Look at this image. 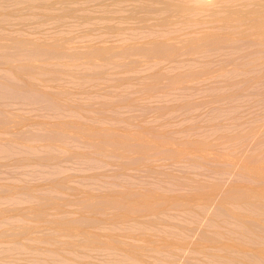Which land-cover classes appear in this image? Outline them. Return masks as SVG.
<instances>
[{
	"label": "rangeland",
	"instance_id": "rangeland-1",
	"mask_svg": "<svg viewBox=\"0 0 264 264\" xmlns=\"http://www.w3.org/2000/svg\"><path fill=\"white\" fill-rule=\"evenodd\" d=\"M103 3L110 5V8H115V12H113L111 9L112 13H110V15H112L113 19L108 23V25L118 27V31H109L105 28V23L94 22V24H92L91 21L84 22L80 19L66 18L65 23L60 26H56L49 22L45 23L40 31L41 34H37L35 36H41L44 35V33L47 35L50 32H59L64 38L72 39L74 41L73 45L75 46L78 45L79 47H81L85 44L86 46H88L89 44L93 46L94 43L92 42L95 41L96 45L94 46H100L101 43H104L106 45L104 46V44H101V46L108 47L110 45L109 47H111L113 51H116L119 49V46L117 45L121 43L122 34H124L123 37H126L129 34H136L140 36L144 35V32L148 29L168 30L173 35H175V37L181 39L185 38L190 30L196 31L198 34L200 33V31H227V29H224L221 24H219L220 22L214 19V16L209 10L199 11L196 14H192L191 16H181L169 13L167 15V21L163 25L164 27H159L158 21H160L163 14L159 13L155 9L159 7L160 4L146 2L147 9L136 11L133 13L131 12V5L127 3H120L116 2L115 0H103ZM243 5H245V2L243 0H237L235 2L227 1L219 5V7L215 6L214 8L217 9V14L219 16L231 14V18H234L239 11L244 10ZM101 14L103 13L100 12V10L97 8H95L94 11H90V15H93L95 17H99ZM23 21H26L25 19H23V17L13 14L10 17V23L12 26L11 28H9V31H13L14 29L19 30V32H22L24 30L23 32L26 33L32 31L35 27V24L31 22L25 24L23 23ZM232 25H234V27H232L231 30L235 33H239L243 31V29H245L244 25H239L236 23H232ZM98 36L100 37L98 40H96L95 38ZM93 39L95 40L93 41ZM249 39H251V36H249L246 40ZM99 40H101V42ZM113 40L120 41L117 42V44L116 42H113ZM139 40L142 39L140 38ZM99 42L100 44H98ZM110 43H112L113 45H111ZM248 43L249 44H247V47L244 50H229L227 49V45L220 50H214L204 53L203 56L196 55L197 61L195 62L191 61L192 56L185 54L180 56L175 62L169 64H166V62H162L163 64H161L164 67L162 69V65L160 64V66L158 67V69L161 67L159 71L167 69L168 71L166 70L164 72L170 71L171 75H173L174 77H177V75L179 74L185 75L187 74V72H201L203 70H206V75H203L193 83L188 81L189 77H184L186 84L190 87H193L191 89L189 87V90L187 91L175 88L164 92L162 90V92L165 94H163L161 91H157L156 94V92L145 90L144 84L149 83V80L147 79V73H150L151 71H153L152 69H154L153 67L151 69H148V67H150V65H152L151 63L155 60L153 61V59L149 60L147 58H143L142 61V56H136L131 58L133 62L130 60V58L128 59L127 57V60H125V57L118 58L119 61L121 59V64H123L122 62H129V64H126V67H128L129 69L128 71L126 70V67L124 68L125 70H122L121 68V71H119L118 68L117 71V69L110 66V70L106 69V71L102 74L103 76L101 75L103 78L100 76V79H96V76H91V78H89L87 81L67 79L64 81L66 84H58L60 90H64V92L66 93V101H60L62 104H59L61 105V109H63L64 111L66 110L63 113H61L62 111L57 108L59 107V105L57 107L55 106V109L54 106L52 107V109H50L51 106H47L48 108H45V103L44 105L43 103L31 104V102L21 104L19 100H13L9 101V103L7 102L6 105V102H0V104H5L6 106L1 107V111L3 112L5 107L6 115L4 113L0 116H6V118L8 117V122L6 121V118L3 121L5 122L3 126L4 128L0 126V145L3 146L4 144L5 146V142H7L8 144H6L9 146H6L11 150H8V152L6 153H8L9 155L10 153L16 154L18 151L17 149H19L20 146L23 145V143L25 144V146L23 147L26 148V144L28 146V144L32 142V145L30 144V146L26 148V150L28 149L29 151L25 150V153L29 152L31 157L28 156L27 158L26 153V156H24V154H21L22 156L15 155L14 158L11 154L12 158H10L11 155L9 156L8 154L4 153L7 157L5 155L4 157L2 156L4 161V163H2V157L0 156V187H5V191H7L8 194L12 195L13 197H21V199L17 198L18 200H21L20 203L18 202V204L16 201L17 199L13 201L14 203L3 198L2 200L0 199L2 201V204H0V209L5 208L6 210L4 209V211L8 212L7 214L9 215V218L7 214L4 216V214L6 213L5 212L1 214V217L3 219L0 218L1 235H5V237H0V240L2 241H0V264H223L228 258L236 255V253L218 251L208 246L206 248L200 247L201 243L212 244L215 241H223L225 243H238V245L247 250L246 255L250 254V250L255 247L262 249L264 253V193L259 197H256L259 198V200L254 201V207H246L244 205H240L238 203L239 197L236 196L230 195L228 198H226V195L231 191H229L230 188L232 190L235 188L236 190L243 189L244 187H246L244 189L253 188L252 190L264 189V179H258L257 176L259 173L264 171V81L263 78H257L256 80H259L260 82L261 79L262 83L256 82V85L254 84L255 86L251 85L246 90L242 89L241 83L244 79H248L251 74L259 76L261 74V71L264 70V49L261 46L253 45L251 42ZM114 44H117L116 47ZM232 59L235 60L237 64L245 63L247 61L249 63H252V68L246 66L247 68H249L250 73L242 72L238 75L231 74V70L233 68V65L231 63ZM146 60L151 62L149 63L147 61L149 63L147 66ZM130 62L133 63L134 66L136 64L137 67L135 68L131 64V66L134 67L131 69ZM35 63L42 64L43 62L35 61ZM143 65H145L146 67ZM64 71L65 70H62L61 72ZM123 71L124 73L122 74ZM222 71L226 73L223 76L220 75ZM204 76H206V78ZM121 77H123V80L121 79ZM118 78H120L122 82L119 83ZM43 79L45 78H41L43 83L48 81ZM199 81L202 82L200 83ZM252 81L255 82V79H253ZM42 82L39 84L40 93H44V90L46 91L47 86L45 85H48V82H51L52 84L48 85V88L50 87L51 89H54H52L51 91L49 88L50 92L47 89L46 93L49 92L52 96V94L57 91L55 89L54 82L48 81L46 84H43ZM94 83H96V85ZM59 87H57V89H59ZM42 88L45 89L43 90ZM160 92L161 94L159 96L158 93ZM49 93L47 95H49ZM225 93L232 95V98L230 100H219V95ZM157 95L160 98H156L155 96ZM216 97L218 100L216 99ZM158 99L160 101H158ZM67 100L68 102L70 100V105H73V103L74 105H77L78 103V106H71L72 111H70ZM72 100H74L75 102ZM16 101L18 104H15ZM97 101L98 104L101 101V103H103L104 101H112L113 103H115V108L108 112L106 111V113L102 112L104 110H98L99 107ZM127 101L129 102V105H127ZM63 102L64 104L66 103V108H62V106L64 105ZM73 107L75 108L74 110ZM9 109L11 111H9ZM56 109H58V112H56ZM1 113L2 112H0V114ZM13 115H15V119H13L14 121L18 119L17 123L15 124L12 119V122L9 120L10 118H13ZM17 115L19 116V118L17 117ZM20 117L21 119H24L21 121ZM25 117L27 118V120ZM78 118H80V122L76 120ZM55 119L58 121H55ZM74 120L77 123L74 122ZM18 121L21 122L18 123ZM3 122H1V125H3ZM65 122H68V124L72 122V128H69V125L67 126ZM41 123H50L49 128L46 127V124L44 126ZM54 123L56 126H58L56 127ZM63 123L66 125V127L63 125ZM87 123L90 125L91 129L88 130L90 132L92 131V134L94 131V134H96L95 136L88 132L87 128L89 127V125H87ZM36 124H39L40 128L37 126V128L39 129H36ZM77 124H79V126L81 125L82 128H79ZM59 125L61 128L59 127ZM84 125H87L88 127H85L86 129H83ZM27 126L28 129H26ZM33 126L35 130H41L42 132L44 131V128H46L45 133L43 132L44 136L40 137L42 139L43 137L46 138L47 142L45 139H43L45 141L44 142L42 139H40V137L39 139L38 137H36V139L35 137L33 138L34 141L36 140L35 143L37 144H35L32 139L30 140V138H32V133L36 132L35 130H33ZM5 127H7V131L5 130ZM22 127L25 130L21 129ZM2 128L5 130H3V134L1 132ZM77 128L79 130H77ZM48 129L49 133L47 132ZM81 129L82 132L84 130V134L80 133ZM15 130H19L18 135L17 132L15 133ZM21 130L22 133L20 134V136L19 132H21ZM27 130H31L33 132L30 133ZM57 130H59V132L63 130V132L61 131V134L65 135H61V141L59 139ZM96 130H98L97 133H95ZM100 130L105 134H101ZM26 131L30 133L29 136L27 135L28 133H26ZM144 131L146 133H144ZM151 131H154L155 133L158 132V135H160V139L159 136L157 138V136L155 137L153 135V137L151 135ZM4 132L6 133L4 134ZM51 132L53 134V139L55 138L54 141H56L58 138L55 144L58 141L60 142L56 144L58 147L56 148V150L58 149L59 155L58 153H55L54 147H56V145L51 143L54 141L52 139H49V137L51 138ZM98 132L100 133L98 134ZM106 132L107 135H109L108 137L106 135ZM67 133L68 135L70 134L69 137L72 136L71 141L69 140V137H67ZM115 133H117L118 135ZM131 133L134 134L132 135ZM23 134H26L27 138H30L25 139V136ZM73 134L75 135V138L73 137ZM122 134L125 138L122 136ZM126 135H129L130 139L128 138L129 136L126 138ZM16 136L18 138V141L16 140ZM99 136H101V138L102 136L104 137V139L102 138V143H104V140L105 142L106 140L107 142H109L108 145L110 144V148L107 147L106 143L104 144V146L108 148V151L113 148L115 152H113L112 150L110 152H106L107 148L103 146V144L101 143V138ZM143 136L146 137L144 138ZM19 137H23V139L21 138L22 141L19 140ZM63 137H66L65 139H68V141L64 140ZM110 137L112 139H110ZM6 138H8L9 141H7L8 139L6 140ZM10 138H13V141ZM79 138L82 139L81 143L79 142ZM74 139H76L75 142H73ZM86 139L89 141V143L91 141L90 146L87 143ZM15 140L18 143L20 142V144L22 142L21 145L18 144L20 145L19 148H16L15 144L17 145V143L14 142ZM24 140L26 143L23 142ZM27 140H30L31 142ZM37 140H39V142ZM40 140H42L43 143ZM84 140L86 143L84 142ZM141 140L142 143H148V145L146 144L144 147L142 144L141 148H143V150L142 152H139L133 149L135 148L134 144H136L134 143V141L140 143ZM159 141L160 144H158ZM11 142L15 144L11 145ZM49 142L51 144H49ZM64 142L66 143L65 146L62 144ZM113 142H115L116 144H113ZM121 142H123V145L121 146V148H119L122 144ZM187 142H203V148L204 146L207 147V145L208 148H205L204 152H199L201 151V148L196 149L195 147L191 146V151V147L188 146L189 144ZM92 143L96 144V146H99V148L94 147L95 145L93 146ZM117 143H119V145ZM169 143L171 146L169 145ZM33 144H35L34 146L36 148H33L34 150L31 147L33 146ZM47 144L50 147L51 145L54 146V153L52 152L53 156L50 153L52 151V148H46L48 151L50 149V152L43 149V147H47ZM37 145L39 146V152L35 153L37 150ZM67 145L69 146L66 147ZM124 145L128 147L126 148V150H129L125 151L126 153L123 151V149H125ZM182 145L183 147H181ZM13 146L17 151L14 150ZM101 146H103V149L101 148ZM150 146L153 149L150 148ZM155 146L158 149H156L158 154L154 150ZM164 147L165 149L167 148L170 150H175V153H173L174 156L169 153L171 159L169 158V154L165 155L167 153L162 155L164 151L161 152L160 150H165ZM30 148L35 152L30 150ZM23 149L24 148H22V150L20 149L22 151L20 153H24ZM71 149L72 151L69 152L68 150ZM42 150L43 152H45V155L47 153H49V155L45 157ZM121 150L125 154L122 153ZM149 150H153V152H148ZM40 151L41 154H43L42 156L40 154ZM72 152H75L74 155L76 153L78 154L76 155L77 158L74 155V157L72 155V157H68ZM118 152L120 153V156ZM159 152L161 153V155ZM32 153L35 155H33ZM38 153L40 155H38ZM150 153H152V155ZM0 154L3 155V153ZM56 154L58 156L57 158L56 156H54ZM81 154L84 159L85 156L88 155V157L86 156L88 160H83L82 158L78 159ZM178 154L183 156L180 158V156H177ZM189 154L193 156H190ZM32 155L34 156L33 158ZM124 155L126 156V158ZM8 156L10 159L8 158ZM37 156H39L37 160L38 164L39 161L40 164L41 162L43 164L45 163L44 165H46L47 163V166L44 167V170L42 168L44 166L43 164H41V167L40 165H37V162L35 161V157ZM16 157L18 158V160H20V158L23 160L24 158L25 161L23 160V163L19 162L17 161ZM42 157L44 159H48L43 162L44 159ZM59 158L60 160H58ZM15 159L16 161H13ZM28 159H32L33 161H30ZM51 159L54 163H57V160L59 163L54 165L53 162L51 163ZM26 160L28 161L29 165L25 166L24 164H27ZM34 161L36 162V165L34 164ZM32 164H34L35 166H33ZM46 167H48V171L46 170ZM45 170L47 171V174H45ZM50 172L51 174L53 173V178L52 175L50 176V174H48ZM54 173L57 174L58 179L56 177V179L54 180ZM61 175H63V179L65 180L61 178ZM48 178L52 180V183L50 185L56 183L57 181L62 182V185H66L65 187H61V185L60 188L57 189H54L53 187L51 188V186H49V183L51 181H46L48 180ZM69 179L71 180L70 182ZM66 180L69 184L65 182ZM67 184L70 187H67ZM48 186L50 187L49 189ZM53 186L55 187V185ZM2 187L0 192L4 194L5 191L3 192ZM12 187L16 188V190H13ZM17 187H19V189H17ZM56 187L58 186L56 185ZM71 187L74 189H72ZM8 188L12 189V192L10 191L11 193L9 192ZM32 188H34V190ZM39 188L40 192L42 189V192L40 194L38 191ZM65 188L66 190H64ZM69 188H71V190H69ZM129 188L130 191L128 192L127 190ZM51 189L55 191L58 190V193H54L55 191H52L51 194V191H48ZM125 189L126 191H124ZM26 190L33 191L35 193V196H37L36 194H39V198H29L26 195L23 196L25 194L24 191ZM134 190L136 192L135 195ZM107 191H109V193ZM122 191H124L123 194ZM132 191L134 192L133 194ZM45 192L47 195L45 194ZM48 192H50V195L48 194ZM137 192H139L140 195L137 196ZM153 192L155 194H153ZM1 193L0 198L3 195ZM128 194L129 196L131 194L134 195V198L131 196L129 198V196H127ZM205 194L207 197L205 196ZM122 195H126L123 197V200L127 202H130L129 199L131 198V201L134 202L139 200H144L148 203L152 202L151 204L154 205L153 207L156 209L163 208L162 203L168 200L175 202L176 199L177 203L185 200L190 203V205L194 206V203L199 204L202 200H205V198L213 197L219 200L222 199V209L219 210L217 208V204L205 207L195 206L194 208L180 211L175 210L172 207H168L164 210L165 214H163V212L162 214L156 216H144L141 214V212H138L137 216V211H134V214L132 212L134 209L131 210L132 208L128 206L126 210H129L130 208L129 212L131 211V214L129 213V215L127 211L126 213H124L125 209L123 210L122 208H119L120 204L118 202L121 203L122 200L117 199ZM99 196H102L100 197L101 200H98ZM106 196H108V198L110 197L109 199L112 201V197L114 198L115 196L116 198V196H118V198L116 199L117 201L114 198V201L112 202L114 206L111 203L105 205L101 204L104 205L105 208L104 206L99 205V202L107 199ZM40 197L43 199V202L41 201ZM44 197L46 198V200ZM49 197H51L50 201ZM90 197H93V199H91ZM125 197L127 198V200H125ZM26 198L27 201L25 200ZM38 199L41 201V203ZM66 199L68 201L70 200V202H68ZM74 200H76V202ZM83 200L84 204L82 202ZM155 200L157 201V203L155 202ZM190 200L191 202H189ZM46 201L51 202L49 203V206H47L48 202ZM53 202L55 203L54 208L56 210L53 208ZM81 202L84 205L85 209L87 207L86 210L81 207ZM45 203L46 205H43ZM39 204H41V206ZM35 205L38 207L45 206L44 208L47 207V209L49 208L48 211H46V209L44 210L46 213L49 212L48 216L51 214L53 215V213L54 215L58 216L60 211V217L64 215V217L69 216L74 220H80L83 218L88 219V217L96 219L94 220L95 222L93 224H90V221L81 223L85 225L83 227L86 228V230L97 233L99 235H104L111 232L112 236H114L117 240L123 242L144 245V243L148 240L158 241L159 239L164 238L170 240L171 242L185 241L188 244L184 246L185 249L173 250L169 253H154L152 251H145L142 253L139 261H132L130 259H127L119 252L105 251L101 248H95V245L87 248L81 247L79 245H71L65 247L67 246L65 245V243L69 241H78L79 238L55 231L46 232L43 223H40L38 220H34V218L28 219L22 216L25 209L32 206L36 207ZM17 207H21V210ZM16 208L20 213H16ZM137 208L140 207L137 206ZM61 209L63 211H61ZM223 211H227L228 214L226 215L225 213H223ZM122 212L124 213V221L113 223L110 222L109 219H111L115 214H120ZM17 214H21L19 215V218H22L23 220L21 219L20 221L18 219L17 221L15 220L16 218L13 219V217H17ZM244 215H250L252 220H250L249 218V221H243L240 217ZM133 217H136L137 222H139V225H136V227H131L128 222V220H131L130 218L134 219ZM37 221L40 224L37 223ZM24 222L26 226L28 224V226L33 227L31 228V232H29V239H21L17 242H13L12 239L13 237H15L16 233V236L19 233L21 237V232L23 231V229L20 228L19 230L18 226L21 224V226L23 225L25 228L26 226L24 225ZM34 228L35 230L37 229L38 232H41L40 230L42 229H44L45 231L37 233L35 232ZM8 232L10 233L11 238L8 236ZM11 233L14 234L12 235ZM19 235L17 237H19ZM8 237L12 242H9L10 240H8ZM3 239H6V241H3ZM197 244H199V247L197 246ZM235 258L239 259L238 256H236ZM246 258L249 261L234 264H264V261L257 263L252 256H248Z\"/></svg>",
	"mask_w": 264,
	"mask_h": 264
},
{
	"label": "bare ground",
	"instance_id": "bare-ground-1",
	"mask_svg": "<svg viewBox=\"0 0 264 264\" xmlns=\"http://www.w3.org/2000/svg\"><path fill=\"white\" fill-rule=\"evenodd\" d=\"M115 1L116 2H120V3H127V4L131 5V12H133V13L136 12V11H141V10L147 9V5H146L147 3L146 2H153V3H156V4H160L159 7H157L155 9L159 13H162L163 14V16L161 17L160 21H158L159 27H164L163 25L167 21V15L169 13L170 14L181 15V16H184V15L191 16L192 14H196L199 11L209 10L211 12V14L214 16V19L216 21L220 22L219 24H221V26L224 29H227V31L226 32H221L220 30H210V31H203V32L200 31V33L198 34L196 31H191L190 30L187 33V36L185 38H182L181 39V38L175 37V35H173L168 30H163V29H148V30H146L144 32V35H140V36H138L136 34L135 35L134 34H129V35L127 34L128 36L123 37L124 34H122V36H121L122 38H121V43L120 44L117 43L120 40H118V41H116V40L114 41L113 40V42H116L118 44V45L117 44L116 45L119 46V49L117 48L118 50H116V51H113L112 48L109 47L110 45L108 47L107 46L104 47L106 44L103 43L104 46H101V44H102V43L100 44L101 40H99L100 42L98 43V44H100V46H98V45L97 46H94V45H96L94 40L95 39L98 40L100 36H98L95 39H93V41H94V42H92V43H94L93 46L91 44H89L88 46H86V44H85L84 46L79 47L78 45L77 46L73 45V42L74 41L72 39H70V38H64L59 32H53V33L50 32L47 35L44 33V35H41V36H35V35H37V34L40 35L41 34L40 31H41V29H42V27H43V25L45 23H48L49 22V23H52V24H54L56 26H60V25H62V24L65 23V21H66L65 19L66 18L80 19L81 21H84V22L91 21L92 24H94V22L105 23L106 24L105 28L108 29L109 31H113V32L114 31H118L119 30L118 27L113 26V25H108V23L113 19L112 15H110V13H112L111 12V9H112L113 12H115V10H114L115 8L114 9H113V7L110 8L109 7L110 5L104 4L103 3V0H0V102H3V103L6 102L5 103L6 105H7V102L9 103V101H13V100L14 101L15 100H17V101L19 100L21 104L27 103V102L28 103L31 102V104H35V103H41L42 104L43 103V105H44V103H45L46 104L45 108L47 106H51L50 109H52V107L54 106V109H55V106L57 107L61 103L60 101H66V99H65L66 93L64 92V90H60V87L58 86V84H61L62 83V85H64L63 83H65L64 81L67 80V79H77V80H81V81H87L89 78H91V76H96V79H100L103 76L102 74L106 71V69L110 70V66L113 67V68H115V69H117V71H118V68H119V71H121L120 70L121 68H122V70H125L124 68L127 66L126 64H129V62H128L129 60L127 61L128 63L122 62L123 64H125V65H123V64L120 63L121 59L119 61L118 58L125 57V60H127V58L128 59L130 58V60H131L132 57H136V56L137 57L138 56H142V59L140 58L142 61H143V58H145V59L147 58L149 60L150 59H153V61L155 60L152 63L149 62L148 60H146V62L148 61L149 63L152 64V65H150V67H148V69H151L152 67L154 69H152L153 71H151L150 73H147V79L149 80V83L144 84V89L145 90L152 91V92H156V94H157V91H161L162 92V90H163V92H164V91H168V90L175 89V88H178V89H182L184 91H187V90H189V87L190 86H188L186 84V82L184 80V77H187V78L189 77L188 78V81H190L191 83H193V82L197 81V79L201 78L203 75H206L205 74V71L206 70H203L201 72H189V73L187 72V74H185V75H183V74L180 75L179 74V75H177V77H174L173 75H171L170 71L169 72H164L167 69H165L163 71H159V69L161 67L159 69H158V67L160 66V64L162 62L163 63L166 62V64L175 62V61H177V59L180 56H182L184 54L185 55L192 56L191 61L195 62V61H197L196 60L197 59V56L196 55L203 56L204 53H207L209 51H214V50H220V49H222L223 47H225L227 45H228L227 49H229V50H235V51L244 50L247 47V44H249L248 42H251L253 45L261 46L264 49V0H243L245 2V5H243L244 10L243 11H239L236 14V17H234V18H231V14H226V15L219 16L217 14V9L214 8V7L215 6H218L219 7V5H221V4H223V3L227 2V1L235 2L237 0H115ZM95 8L99 9L100 12H102L103 14H101L99 17H95L93 15H90V11L91 10L94 11ZM116 11H117V9H116ZM13 14L20 15V17H23V19L26 20V21H23V23H25V24L26 23H29V22L35 24V27L33 28V30L32 31H29L28 33H26V32H23L24 30L22 32L21 31L19 32V30H17V29L16 30L15 29L13 30V27H12V30L13 31H9V28H11V26H12L11 23H10V17ZM232 23H236V24H239V25H244L245 26V29H243V31H241L239 33H235V32H233L231 30L232 27H234V25H232ZM118 35H121V34H118ZM249 36H251V39L246 40ZM140 38L142 40H139ZM102 42H103V39H102ZM110 44L113 45L112 43H110ZM116 45H115V47H116ZM112 47H114V46H112ZM245 55H247V54H245ZM245 55H243V56H245ZM35 61H40V62L42 61L43 63L42 64H37V63H35ZM148 62L146 64V66L149 64ZM231 63L233 65V68L231 70V74H235V75L241 74L242 72L250 73L249 72V68H252L253 67V64L252 63H249L248 61L245 62V63H238L237 64L236 61L232 59L231 60ZM131 64L133 65V63L130 62V66H131ZM143 66H145V65H143ZM246 66H248L249 68H247ZM134 67L135 68L137 67L136 64H135ZM134 67L131 66V69L134 68ZM163 67L164 66L162 65V69H163ZM155 68H157V69H155ZM62 70H65V71L64 72H61ZM126 70L127 71L129 70L128 67H126ZM111 71H112V69H111ZM123 73H124V71L122 72V74ZM117 74H118V72H117ZM224 74H226V73L224 71H222V73L220 75L223 76ZM204 77L206 78V76H204ZM41 78H45L43 80H46V81L48 80V81H52V82L55 83L54 86H55V89L57 91L55 93H53L52 96L49 93L50 92L49 91V88L50 87L48 88V85H50L51 82L49 83L48 81H47L48 82V85H45V86H47L46 91L48 89L49 95H47L48 93H46V91L44 90L45 88H42L44 90V93L45 94L43 92L42 93L39 92V87H40L39 84L42 82ZM257 78H261V79L263 78V81H264V70L261 71V74L259 76H255L254 74H251V76L248 79H244L241 82L242 83V89L243 90H246L251 85L255 86L256 85L255 84L256 82L257 83H260L261 82V79H260V82H259V80L258 81L256 80ZM121 79L123 80V77H121ZM121 79L118 78L119 83L122 82ZM253 79H255V82L252 81ZM204 80H206V79H204ZM202 81H203V79H202ZM202 81H199V82L201 83ZM47 82H45V83L42 82V83L43 84H46ZM119 83H117V84H119ZM94 84L96 85V83H94ZM56 86L59 87V89H57ZM192 86H193V84H192ZM41 87H42V85H41ZM191 88H193V87H190V89ZM52 89H54V88H52ZM52 89L50 88L51 91H52ZM40 91H41V89H40ZM161 92L158 93L159 96H160ZM163 94H165V93H163ZM62 97H64V98H62ZM155 97L157 98L158 95L155 96ZM61 98H62V100H61ZM158 98H160V97H158ZM231 98H232V95H230L228 93L219 95V100H230ZM216 99H217V97H216ZM17 101L15 102V104L17 103ZM72 101H74V100H72ZM158 101H160V100L158 99ZM67 102H68V100H67ZM69 103H71L70 100H69L68 104ZM126 103H127V105H129V102L128 101ZM5 104H0V112H2L0 115L4 114L6 112L5 111V107H6ZM63 104H64V102H63ZM97 104H98V101H97ZM99 104H98V107H99L98 110H104L102 112H105V113H106V111L108 112V111L112 110L113 108H115L114 107L115 106V103H113L112 101H106V102L104 101L103 103L100 104V106H99ZM127 105H125V106H127ZM2 106H5L4 107V112L1 111V109H2L1 107ZM71 106L77 107L78 106V103H77V105L76 104L74 105V103H73V105H70L69 104L70 111H72L71 110ZM95 106H96V104H95ZM60 107H61V105H59V107H57V108H59L62 111V112L60 111L61 113H63V112L66 111V110L64 111ZM64 107L66 108V103L62 106V108H64ZM7 108H8V106H7ZM74 109L75 108L73 107V110ZM57 110L58 109H56V112H58ZM9 111H11V110L9 109ZM12 111H13V109H12ZM5 115H6V113H5ZM5 115H3V116H5ZM15 115H13V118H10L9 119L10 121L12 119V121L14 122V124L17 123V120H18V119L16 121L13 120V119H15V117H14ZM18 115H17V117L19 118L20 115L19 116ZM22 117H23V115H22ZM51 117H53V116H51ZM60 117H62V116H60ZM5 118H6V116L5 117H1L0 116V126L1 127L4 126V123L5 122H3V121H4ZM20 119H21V117H20ZM23 119H21V121ZM78 119H76V120L78 122H80V118H78ZM7 120H8V117L6 118V121ZM26 120H27V118H26ZM10 121H9V123H10ZM21 121H18V123L21 122ZM55 121H58V120L55 119ZM59 121H61V120H59ZM81 121H83V120H81ZM85 121H83V122H85ZM1 122H3V125H1L2 124ZM7 122H6V124H7ZM74 122H76V121L74 120ZM88 123H87V125H89ZM41 124L45 126L46 123H44V124L41 123ZM49 124H46V127L49 128ZM70 124H71V126H70ZM70 124H68V122L66 123L67 126L69 125V128L70 127L72 128V122ZM52 125H53V123H52ZM54 125H55V123H54ZM63 125L66 127V125L64 123H63ZM77 125H78L79 128H82L81 125L80 126H79V124H77ZM77 125H76V127H77ZM87 125H84L83 129H86L85 127H88ZM28 126H27L26 129H28ZM34 126H33V130H35ZM37 126L40 128L39 124H36V129H39V128H37ZM59 127H60V125H59ZM61 127H62V123H61ZM3 128L1 130L2 134H3V130H4ZM6 128L7 127H5V130H6ZM21 129H23V127ZM41 129H42V127H41ZM45 129L46 128H44V131H43L44 133H45ZM88 129H90V125L87 128V130ZM23 130H25V129H23ZM77 130H79V129L77 128ZM18 131L15 130V133L17 132V135H18ZM27 131H26V133L33 132L31 130L28 131V132ZM35 131L36 132H33L32 135H31L32 138L29 137L30 140L32 139L34 143L36 141V140L34 141V139H33L34 137H35V139H36V137H38V139H39L40 136L41 137L44 136V133L41 130H39L40 132L37 131V130H35ZM48 131H49V129L47 130V132ZM54 131H56V130H54ZM61 131L63 132V130H61ZM61 131L59 132V130H57V132L59 134V139L61 138V135L62 136H65L64 134H61L62 133ZM97 131L98 130H96L95 133H97ZM130 131H132V130H130ZM146 131H147V129H146ZM83 132H84V130H83ZM83 132H82V129H81L80 130V133H83ZM88 132H90V131L88 130ZM100 132H101V130H100ZM100 132H98V134ZM5 133L6 132H4V134ZM11 133H13V132H11ZM21 133H22V130H21V132H19V135ZM30 133H28L27 135L29 136ZM90 133L92 134V131ZM102 133H103V135L105 134L103 131L101 132V134ZM109 133H111V132H109ZM141 133H143V132H141ZM144 133H146V132L144 131ZM51 134H52V132L50 133L51 138L48 135L47 136L49 137V139H52L54 141L55 138L53 139V137H52L53 134L52 135ZM65 134H66V132H65ZM115 134H117V133H115ZM126 134H127V132H126ZM85 135H86V130H85ZM92 135L93 136L96 135V134H94V131H93V134ZM106 135H107V132H106ZM106 135H105V139H106ZM151 135L152 136L154 135L155 137L157 136V138L159 136V139H160V135H158V132L155 133L153 131L151 133ZM0 136H1V134H0ZM10 136H11V134H10ZM24 136H25V139H26L27 138L26 134ZM69 136H70V134L68 135V133H67V137H69ZM108 136L109 135H107V137ZM122 136L124 137L123 134H122ZM128 136L129 135H126V138ZM13 137H14V135H13ZM41 137H40V139H42ZM54 137H56V136H54ZM73 137L75 138V135L74 134H73ZM96 137H98V136H96ZM99 137L101 138V136H99ZM21 138L23 139V137H21ZM21 138L19 137V140L22 141ZM29 138H27V139H29ZM63 138H64V140H66L65 139L66 137H63ZM102 138L104 139L103 136H102ZM102 138H101V143H102ZM128 138L130 139V136ZM137 138H138V136H137ZM139 138H140V136H139ZM172 138H174V137H172ZM7 139L8 138H6V140ZM17 139L18 138L16 136V140ZM43 139L46 140V138H44V137H43ZM71 139H72V136L69 137V140L70 141H71ZM110 139H112V138L110 137ZM6 140H4V141H6ZM11 140L13 141V138ZM16 140L14 142H16L17 145L15 143H13V142H11L10 144L11 145L15 144L16 148L17 147L19 148V146L22 144V142L20 144V142L18 143L17 142L18 140L17 141ZM30 140H27V141H30ZM42 140H40V141L42 142ZM57 140H58V138H57ZM81 140L82 139L79 140L80 143L82 142ZM116 140H117V138H116ZM7 141H9V139ZM37 141L39 142V140H37ZM56 141L51 142V143L55 144ZM60 141H61V139H60ZM66 141H68V139ZM75 141H76V139H74L73 142H75ZM86 141H87V143L90 146L91 145V141H90V143H89V141L87 139H86ZM160 141H162V140H160ZM160 141H159L158 144H160ZM23 142H25V140ZM46 142H47V140H46ZM84 142H85V140H84ZM103 142H104V143H102L103 146L106 143L107 147L110 148L109 147L110 144L108 145L109 142H107V140H106V142H105V140ZM157 142H155V143H157ZM165 142H166V139H165ZM1 143H3V142H1ZM6 143L7 142H5V146H4V144H3V146L0 145V153H3V155L0 154L1 157L2 156L4 157L5 154H8V153H6V152H8V150L11 151L10 149H8L9 147L7 148V146H9V145H7L8 143L7 144ZM51 143L49 142V144H51ZM58 143H60V142L58 141L56 144H58ZM64 143H62V144L65 146L66 143L65 144ZM111 143H112V141H111ZM114 143L115 142H113V144ZM119 143H117V144L119 145ZM121 143L122 144L120 145L119 148H121V146L123 145V142H121ZM134 143H136V144H134L135 148H133V149H135V150H137L139 152H142V150H143V148H141L142 144H143L144 147H145L146 144L148 145V143H142V140H141L140 143L139 142H135V141H134ZM137 143H139V144H137ZM187 143L189 144L188 146H190V147L193 146L196 149L197 148H201V151H199V152H204V149L205 148H208V145H207V147L204 146V148H203V145H204L203 142L202 143L201 142H199V143L187 142ZM18 144H20V145H18ZM30 144L32 145V142L29 143L28 146L26 144V148H28L30 146ZM35 144H37V143H35ZM35 144H33V146H31L32 149L35 148V146H34ZM82 144H84V143H82ZM11 145H10V147H11ZM92 145L93 146L95 145L94 147H98L99 148V146H96V144H94V143H92ZM161 145H162V143H161ZM169 145H170V143H169ZM178 145H179V143H178ZM23 146H25L24 143H23L22 146H20L19 149H17L18 151L13 146L14 147V150H16L17 153L16 154L10 153V155L12 154L13 155V158H14L15 155L17 156V155H21V154H24V156H26L25 155L27 153V152L25 153L26 148L23 147ZM68 146L69 145H67L66 147H68ZM103 146H101L102 149H103ZM21 147L24 148L23 149L24 150V153H20V152H22L21 151L22 150ZM36 147H37L36 152L33 151L34 149L32 150L30 148V150H32L35 153L39 152L38 151V147L39 146L37 145ZM48 147H50V146H48V144H47V147H45V148L43 147V149L45 151H48L46 149ZM53 147L54 146L51 145L50 148H52L51 149L52 151L50 152V149L48 151L51 154H52V152L54 153ZM94 147H92V148H94ZM107 147H105V148H107ZM111 147H112V145H111ZM114 147H115V145H114ZM181 147H183V145ZM40 148H42V147H40ZM54 148H55V153H58V149L56 150V148H58L57 145ZM108 148H107L106 152H110L111 150L113 152H115V150H113V148L110 151H108ZM124 148L125 149L122 148L124 152L125 151H129V150H126V148H128V147L125 146ZM147 148H148V146H147ZM150 148H152V147L150 146ZM154 148H155L154 149L155 152L157 153V150L158 149L156 148V146ZM164 149H165V147H164ZM39 150H41V149H39ZM119 150H117V151H119ZM26 151H29V150L27 149ZM68 151L71 152L72 149L71 150H68ZM123 151H122V153H124ZM160 151L161 152L164 151V153H162V155L165 154V153H167L165 155H168L170 153L171 155L174 156L173 153H175V150L174 149L170 150V149H167V148L165 150H162L161 149ZM191 151H192V147H191ZM193 151H194V149H193ZM42 152H43V150H42ZM148 152H153V150L152 151L149 150ZM155 152H154V156H155ZM43 153H44V156L45 157H47V155H49V153H47L46 155H45V152H43ZM74 153L72 152L68 157H72L74 155ZM40 154H41V151H40ZM40 154L38 153V155H40ZM118 154L120 156V153L119 152H118ZM150 154L152 155V153H150ZM170 154H169V158L171 157ZM191 154H192V152H191ZM12 155H11L10 158H12ZM33 155H35V154H33ZM33 155H32V158L34 157ZM42 155L43 154H41V156ZM58 155H59V153H58ZM76 155H78V154L76 153L74 156L76 157ZM110 155H112V154H110ZM160 155H161V153H160ZM9 156H8V158H9ZM28 156L31 157L30 154H29V152L27 153V158H28ZM52 156H53V154H52ZM54 156H56V158L58 157L57 154L54 155ZM86 156L88 157V155H86ZM86 156H85V159L88 160ZM177 156H180V158H181L183 155L181 156V155L178 154ZM190 156H193V155H190ZM204 156H205V154H204ZM208 156H209V154H208ZM3 157H2V161H3ZM38 157L39 156L35 157V161L37 162V165L38 166L40 165V167H41V164H43V163L41 162V164H40V161H39V164H38V161H37L38 160ZM8 158H7V160H8ZM24 158H23V160H24ZM48 158H49V156H48ZM48 158H45V159L43 158L44 159L43 162H45ZM80 158H82L83 160H85L82 157V154L78 157V159H80ZM125 158H126V156H125ZM16 159H17V161L22 162V163L25 161V160L23 161L21 158H20V160H18L17 157H16ZM16 159L13 160V161H16ZM89 159H90V157H89ZM28 160L31 161L32 159H28ZM58 160H60V158ZM58 160H57V163H59ZM0 161H1V159H0ZM50 161H51V163L53 162L52 159ZM26 162H27V164H24V165L25 166L26 165H29L27 160H26ZM36 162L34 163L35 165H36ZM2 163H4V161ZM5 163H6V160H5ZM57 163L56 162L55 163L53 162L54 165L57 164ZM89 163H91V162H89ZM34 164H32V165L35 166ZM18 165H19V163H18ZM259 165H261V164H259ZM45 166H47V163H46V165H44L42 167L43 170L45 169L44 168ZM47 168L48 167H46V170H47ZM46 170L44 171L45 174H47V171H48V170L47 171ZM48 174H50V176H51L53 173L51 174V172H50ZM59 174H61V173H59ZM54 175H55V178H54V180H55L56 177H57V174L54 173ZM61 176H62L61 178L63 179V175H61ZM257 176H258V179H261V178L264 179V171L261 172V173H259ZM52 178H53V175H52ZM57 179H58V177H57ZM49 180L51 181L49 183V186H51V188L53 187L54 189H57V188H60V186L62 185V182H59V181H57L56 183H53L52 185H50L52 183V180L48 178V180H46V181H49ZM63 180H65V179H63ZM70 181L71 180L69 179V182ZM65 182L68 183L67 180ZM18 184H20V183H18ZM22 184H23V182H22ZM68 184H67V187L69 186ZM53 185H55V187ZM56 185L58 187H56ZM65 185L66 184H63L61 187H65ZM11 186H12V183H11ZM49 186H48V189L50 188ZM1 187H0V190H1ZM14 187H15V185H14ZM4 188L5 187H2L3 192L5 191ZM9 188H11V187H9ZM20 188H21V186H20ZM71 188H69V190H71ZM244 188H246V187H244ZM244 188L243 189H237V190H236V188L233 189V190L231 188L230 189L228 188L229 191L230 190L231 191L226 195V198H228L230 195L231 196H236V197H239L238 203L240 205H244L246 207H254V201L259 200V198H256V197H259L260 195H262L264 193V189H261V190H252L253 188L252 189H244ZM12 189L13 190L14 189L16 190V188H13V187H12ZM12 189H9V192ZM17 189H19V187H17ZM32 189L34 190V188H32ZM72 189H74V188H72ZM60 190H62V189H60ZM64 190H66V188ZM21 191H22V189H21ZM38 191H39V194H40L42 192V189H41V192H40V188L38 189ZM48 191H51V194H52V191L54 192L55 190L51 189V190H48ZM124 191H126V189ZM124 191H122V194L124 193ZM127 191L129 192L130 191V188ZM208 191H209V189H208ZM208 191H207V193H208ZM6 192L7 191H5L4 194L0 192L1 194H3L1 196V198H0L1 200L3 198L5 200H9V201H12L13 202L17 198L18 199H21V197H16V196L13 197L12 195H9L8 192L6 194ZM24 192H25V194L23 196L26 195L29 198H31V197H37V198H39V194H36L37 196H35V193L33 191H31V190H26ZM46 192H45V194H46ZM107 192L109 193V191H107ZM134 192H135V190H134ZM134 192L132 191V194ZM139 192H137L138 193L137 196L140 195ZM15 193H13V194H15ZM49 193L50 192H48V194ZM54 193H58V190H56ZM125 193H127V192H125ZM17 194H19V193H17ZM117 194H119V193H117ZM132 194L130 196L134 198V195L136 194V192L134 193V195H132ZM153 194H155V193L153 192ZM56 195H55V197H56ZM185 195H187V194H185ZM41 196H42V194H41ZM124 196H126V195H124ZM124 196L122 195L119 198H118V196H116V198L114 196L115 200L117 198H118L117 200H119V199L122 200L121 203L118 202L120 204L119 205V208H122L123 210L125 209L124 213H126V211H127L128 214L129 213L131 214V211L129 212V210H130V208H132L131 210L134 209L132 211L133 213H134V211H137L136 212V215L137 216H138V212L139 213L141 212V214L144 215V216H146V215H148V216L149 215L156 216V215L162 214L164 212V210L166 208H168V207H172L175 210L180 211V210H186V209H189V208H194L195 206L205 207V206H211L213 204H217V208L219 210L222 209V202H221L222 199L221 200L215 199L212 196L211 197L213 199L212 198H205V200H202L201 199L202 200L201 203H199V204H195L194 203V206L193 205H190V203H188L185 200L182 201V202H178V203H177V200L176 199H175V202L168 200V201L163 202L162 203L163 208H159V209L154 208L153 207L154 205L151 204L152 202L151 203H148V202H146L144 200H139V201H135L134 202V201H131L132 200V198H131V199H129L130 202L124 201L123 200V197ZM127 196H129V194ZM130 196H129V198H130ZM205 196H206V194H205ZM100 197H102V196H99V199L97 197L96 198L98 200H101ZM106 197H107V199L102 200L101 201L102 203L99 202L100 203L99 205H101V204H104L105 205V204H110V203L113 204L112 202L114 201V198L112 197V199H113V201H112V200L109 199L110 197L109 198H108V196H106ZM142 197H143V195H142ZM49 198H50L49 199V201H50L51 200V197H49ZM146 198H147V196H146ZM160 198H161V196H160ZM18 199L16 200L17 201V204H18V202L20 203V201H21V200H18ZM47 199H48V196H47ZM67 199H68V197H67ZM91 199H93V197ZM25 200L27 201V198ZM45 200H46V198H45ZM72 200H73V198H72ZM76 200H74V201L76 202ZM125 200H127V198ZM16 201H15V203H16ZM41 201L43 202V199L42 198H41ZM41 201H40V203H41ZM56 201H58V200H56ZM46 202H48V201H46ZM68 202H70V200ZM82 202L84 204V200ZM82 202H81V204H82ZM89 202H91V201H89ZM155 202L157 203L156 200H155ZM189 202H191V200ZM49 203H51V202H48L47 206H49ZM65 203H66V201H65ZM85 203H86V201H85ZM0 204H2V201H1ZM52 204H53V208H54V204L55 203L53 202ZM77 204H78V202H77ZM83 204H82V206L81 205L80 206L84 208V205ZM153 204H155V203H153ZM158 204H159V202H158ZM39 205L41 206V204H39ZM43 205H46V203L43 204ZM58 205H60V204H58ZM62 205H63V202H62ZM90 205H92V204H90ZM104 205H101V206H104ZM162 205H161V207H162ZM50 206H51V204H50ZM113 206H114V204H113ZM128 206L130 208H129V210H126V208H128ZM137 206H139L140 208H137ZM156 206H158V205H156ZM44 207L45 206H43V207H38V206L33 207L32 206V207H28L25 210L22 209V210H24V213H23L22 216L23 217H26L28 219L29 218H34V220H38L40 223H43L44 226H45L46 232H48V231H55V232L65 233V234H67L69 236H75V237H78L79 238L78 241H69V242L65 243V245H67L65 247H68V246H71V245L72 246L79 245L81 247L87 248V247H91V246L95 245V248H101V249H103L105 251L119 252L124 257H126L127 259H130L132 261H136V260L139 261L142 253L145 252V251H152L154 253H165V252L166 253H169V252H171L173 250L185 249L184 246H186L188 244L185 241L171 242L170 240H167V239H164V238L159 239L158 241L148 240V241H146L144 243V245L123 242V241L117 240L114 236H112L111 235L112 234L111 232L106 233L104 235H99L97 233H93V232H91L89 230H86V228L83 227L85 225L81 223V222L90 221V224H93L95 222L94 220H96V219H92V218H89L88 217V219L87 218H83V219H80V220H74V219H71L69 216H65L64 217V215H63V216L60 217L59 216V214L61 213L60 211H59L58 216L57 215H54V213H53V215L51 214V215L48 216V213L49 212L46 213L44 210L46 209V211H48L49 208L47 209V207L46 208H44ZM17 208H19V207H17ZM53 208H51V209H53ZM104 208H105V206H104ZM4 209L5 208H1L0 209V218H2L1 217V214H3V213L6 212V211H4ZM19 209L21 210V207ZM86 209H87V207H86ZM122 209H121V211H122ZM169 210H170V208H169ZM61 211H63V210L61 209ZM17 212H18V209H17L16 213ZM64 212H65V210H64ZM7 213L8 212H6L4 214V216ZM18 213H20V212H18ZM124 213L122 212L120 214H115L111 219H109L110 222L113 223V222H120V221L122 222V221H124L123 220L124 219L123 218L124 217ZM223 213H225L226 215L228 214L227 211H223ZM163 214H165V212ZM19 215H21V214H19ZM19 215L17 214V217L18 218L17 217H13V219L16 218L15 220L18 221V219H19L21 221L22 218H19L20 217ZM7 216L9 218V215L8 214H7ZM50 216H52V217H50ZM133 218L134 219L130 218L131 220H128V222H129V224H130L131 227H136V225H139V222H137V220H136L137 218L136 217H133ZM240 218L243 221H249V218H250V220H252V218L250 217V215H244V216H241ZM30 220H32V219H30ZM38 221H37V223H39ZM24 225H25V222H24ZM22 226L20 224L18 226V228H19V230H20V228L23 229V231L21 232V237H23V238L20 237L19 233H18V235H19L20 238L17 237L18 235L16 236V234H17L16 233L15 234V237H13V239H12L13 242H17V241H19L21 239H24V240L25 239L26 240L29 239V236H30V233L29 232H31V228H33V227L28 226V224H27V226L25 225L26 226L25 228H24V226L22 228ZM40 229H41V226H40ZM34 230H35V228H34ZM38 230H39V228H38ZM45 230L42 229L40 231L41 232H44ZM12 231H15V230H12ZM35 232L41 233V232H38L37 229L35 230ZM32 233H33V231H32ZM1 236L2 235H1V231H0V237ZM8 236L9 237L11 236L9 232H8ZM2 237H5V235H3ZM9 237H8V240H10L9 242H12L11 239H10L11 237L10 238ZM4 240L6 241V239H3V241ZM8 240H7V242H8ZM197 246L199 247V244H197ZM207 246L208 247H211V248H213L215 250H218V251H227L229 253H236L235 256H232V257L228 258L223 264H234V263L247 262V261H249L246 258L248 256H252L253 259H255V261L257 263H260V262H263L264 261V253H263V250L260 249V248H257V247H255L252 250H250V254L246 255L247 250L244 249V248H242L240 245H238V243H233V242H231V243H225L223 241H215L212 244H202V243L200 244V247L201 248H206ZM236 256H238L239 259H236L235 258Z\"/></svg>",
	"mask_w": 264,
	"mask_h": 264
}]
</instances>
